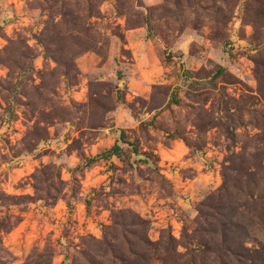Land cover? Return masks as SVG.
<instances>
[{
    "label": "rangeland",
    "instance_id": "1",
    "mask_svg": "<svg viewBox=\"0 0 264 264\" xmlns=\"http://www.w3.org/2000/svg\"><path fill=\"white\" fill-rule=\"evenodd\" d=\"M262 220L264 0H0V264H251Z\"/></svg>",
    "mask_w": 264,
    "mask_h": 264
},
{
    "label": "trees",
    "instance_id": "2",
    "mask_svg": "<svg viewBox=\"0 0 264 264\" xmlns=\"http://www.w3.org/2000/svg\"><path fill=\"white\" fill-rule=\"evenodd\" d=\"M119 151H120L119 146L115 145L112 148H110L109 150L100 154L98 157H94L93 159L96 160V158H100V157H109L112 154H118ZM261 223H264V220H262ZM226 249L230 250V248H226ZM248 251L250 252L249 253V261L251 262V264H264V247H263L262 255L260 253L261 251H259V249H256V248L255 249L248 248Z\"/></svg>",
    "mask_w": 264,
    "mask_h": 264
}]
</instances>
